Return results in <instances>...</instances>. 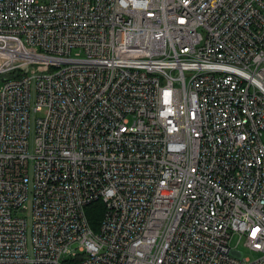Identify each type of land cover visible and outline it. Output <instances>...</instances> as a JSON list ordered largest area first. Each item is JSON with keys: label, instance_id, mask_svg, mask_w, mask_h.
Wrapping results in <instances>:
<instances>
[{"label": "built area", "instance_id": "built-area-1", "mask_svg": "<svg viewBox=\"0 0 264 264\" xmlns=\"http://www.w3.org/2000/svg\"><path fill=\"white\" fill-rule=\"evenodd\" d=\"M0 264H264V0H0Z\"/></svg>", "mask_w": 264, "mask_h": 264}, {"label": "trees", "instance_id": "trees-1", "mask_svg": "<svg viewBox=\"0 0 264 264\" xmlns=\"http://www.w3.org/2000/svg\"><path fill=\"white\" fill-rule=\"evenodd\" d=\"M102 207L103 206L99 200L89 204L86 207V214L93 229L98 227L102 216Z\"/></svg>", "mask_w": 264, "mask_h": 264}, {"label": "rangeland", "instance_id": "rangeland-1", "mask_svg": "<svg viewBox=\"0 0 264 264\" xmlns=\"http://www.w3.org/2000/svg\"><path fill=\"white\" fill-rule=\"evenodd\" d=\"M234 243H235V239L232 240V244H234ZM237 248H238L239 250H241V251L244 253V255H248L249 250H248V248H247L246 246H244L242 243H240V244L237 246Z\"/></svg>", "mask_w": 264, "mask_h": 264}]
</instances>
